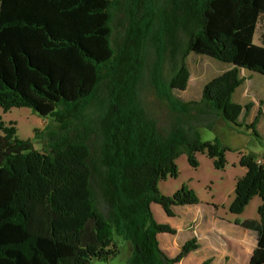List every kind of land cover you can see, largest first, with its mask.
I'll use <instances>...</instances> for the list:
<instances>
[{
    "label": "trees",
    "instance_id": "obj_1",
    "mask_svg": "<svg viewBox=\"0 0 264 264\" xmlns=\"http://www.w3.org/2000/svg\"><path fill=\"white\" fill-rule=\"evenodd\" d=\"M263 17L260 44L253 39ZM191 54L230 68L208 81L196 100L187 88ZM264 77V0H0V108H29L47 121L33 139L0 122V264H90L119 254L125 264H178L197 249L186 241L174 257L157 235L151 204L167 217L197 205L182 185L171 196L158 183L191 168L204 154L216 170L229 150L203 141L221 120L260 142L250 104L233 95L241 72ZM241 154L246 169L228 212L253 197L257 219L235 223L255 234L247 264H264V162ZM201 264H211L205 260Z\"/></svg>",
    "mask_w": 264,
    "mask_h": 264
},
{
    "label": "rangeland",
    "instance_id": "obj_2",
    "mask_svg": "<svg viewBox=\"0 0 264 264\" xmlns=\"http://www.w3.org/2000/svg\"><path fill=\"white\" fill-rule=\"evenodd\" d=\"M262 22L263 17L259 19L257 30L253 39L254 44L257 45L260 44ZM186 64L190 73L187 88L183 92H174L175 95L184 100L198 99L200 97L202 87L208 81L230 68L229 64L221 63L211 58L194 54L188 56ZM254 76V79L250 82H244L250 86L247 93L248 96H241L242 92L239 90L236 93V99L240 105L250 104L251 107L249 109V114L244 119L248 124L253 120H256V129L261 137V143L253 137H250L248 132L245 131L243 127H241V129L230 128L221 120L216 123L215 128L212 131L200 129L199 131L203 141H212L214 137H218L229 149L225 153L226 164L228 166L226 172L227 177L222 172L224 169H214L212 161L204 154H197L198 157H196L198 167L195 169L188 165L186 157L182 155L175 161L178 176L176 178L167 177L165 180L160 181L158 183V190L160 193L171 196L179 190L182 185H184L194 191L199 201L198 204H200L199 207L204 208L206 204L210 205V203H214L215 201L219 202L225 197L228 198V195L230 198L232 197L233 184H229V176L239 170V168L237 169L239 166L237 157H239V155L253 152L258 155L260 163L264 162V77H261L260 75ZM0 122L7 127L10 123H12L19 139H31L33 142V148L41 150L42 142L40 140L33 139V131L42 130L47 124V121L38 117L29 108L13 107L6 112L0 108ZM234 162H236L235 166L237 167L232 168V164ZM259 202L260 200L258 197H253L249 204L245 207L242 214L235 215V220L240 218L242 220L246 218L257 219L258 215L256 209ZM151 211L157 223H162L163 219L167 218L162 208L157 204H151ZM220 213L222 214L221 210ZM178 218L179 217L171 219V221L174 222L176 220H180ZM158 237V242H161L163 234H159ZM115 241V245L119 249V254L116 257L108 260L107 262L92 259L90 264H125L129 255L127 251L128 245L117 237L115 238ZM252 242L255 246V237L252 238ZM221 244L226 247L224 242H221ZM159 246L161 245L159 244ZM165 253L167 254V252Z\"/></svg>",
    "mask_w": 264,
    "mask_h": 264
},
{
    "label": "crops",
    "instance_id": "obj_3",
    "mask_svg": "<svg viewBox=\"0 0 264 264\" xmlns=\"http://www.w3.org/2000/svg\"><path fill=\"white\" fill-rule=\"evenodd\" d=\"M241 74L244 77V81L233 95V100L238 104L236 93L241 90V96L247 97L250 86L246 83L255 77V74L243 71ZM239 157L237 158L239 159ZM235 163L232 164V168L237 167ZM227 167L226 164L224 171H222L226 177ZM238 168L239 170L229 176V184H233L231 198L228 195V198L225 197L219 202L210 203V205L206 204L204 208L199 207L200 204L174 207V216H166L167 218L163 219L161 224H167L175 230L174 234L162 233L163 238L159 242L160 247L167 252L169 257L176 256L180 247L186 241L194 239L198 246L197 249L183 258L179 262L180 264H201L205 260H210L211 264H247L255 247L252 242L255 234L253 231L237 225L235 223L236 216L228 214L227 210L234 196L235 183L246 172L244 167L238 166ZM259 204L260 202L257 204V207ZM177 217L180 220L171 221V219ZM158 235L157 240L159 238ZM221 242H224L226 247L222 246Z\"/></svg>",
    "mask_w": 264,
    "mask_h": 264
},
{
    "label": "built area",
    "instance_id": "obj_4",
    "mask_svg": "<svg viewBox=\"0 0 264 264\" xmlns=\"http://www.w3.org/2000/svg\"><path fill=\"white\" fill-rule=\"evenodd\" d=\"M257 162H258V163H260V161H259V160H258Z\"/></svg>",
    "mask_w": 264,
    "mask_h": 264
}]
</instances>
